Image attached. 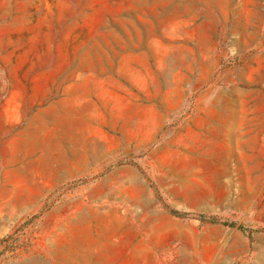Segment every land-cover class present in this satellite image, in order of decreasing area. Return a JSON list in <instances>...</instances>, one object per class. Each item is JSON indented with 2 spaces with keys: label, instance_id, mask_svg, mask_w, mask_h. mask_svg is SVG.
I'll return each instance as SVG.
<instances>
[{
  "label": "rangeland",
  "instance_id": "obj_1",
  "mask_svg": "<svg viewBox=\"0 0 264 264\" xmlns=\"http://www.w3.org/2000/svg\"><path fill=\"white\" fill-rule=\"evenodd\" d=\"M70 253L264 264V0H0V264Z\"/></svg>",
  "mask_w": 264,
  "mask_h": 264
},
{
  "label": "crops",
  "instance_id": "obj_2",
  "mask_svg": "<svg viewBox=\"0 0 264 264\" xmlns=\"http://www.w3.org/2000/svg\"><path fill=\"white\" fill-rule=\"evenodd\" d=\"M66 259H67L66 264H79L78 261H77L78 258H77V255L76 254L70 253V254H68L66 256Z\"/></svg>",
  "mask_w": 264,
  "mask_h": 264
}]
</instances>
